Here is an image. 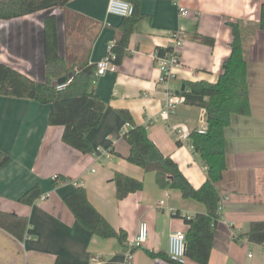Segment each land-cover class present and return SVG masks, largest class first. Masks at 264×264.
I'll return each mask as SVG.
<instances>
[{"label": "crops", "instance_id": "1", "mask_svg": "<svg viewBox=\"0 0 264 264\" xmlns=\"http://www.w3.org/2000/svg\"><path fill=\"white\" fill-rule=\"evenodd\" d=\"M109 1L71 0L64 9L0 20V62L43 82L44 22L55 14L60 55L80 53L82 61L96 65L106 57L122 21L108 13ZM141 1L144 18L130 39L129 55L116 73L96 82L106 109L100 126L88 135L95 154H83L62 141L63 127L48 123L49 105L0 96V154L9 157L0 168V212L27 220L22 240L0 228V264H53L60 253L88 264H172L145 251L168 256L170 233L187 231L183 219L174 214L193 217L204 213L205 206L185 200L179 190L158 186L154 174L127 161L130 146L124 133L129 127L120 113L129 112L190 183L201 187L207 180L206 167L188 137L207 127L205 110L181 104L168 117L162 112L166 94L182 91L185 82L218 81L222 63L231 54L232 33L226 20L251 24L245 34L251 114L235 117L226 133L228 169L218 184L222 201L209 264H264V247L247 238L252 222L264 221V31L255 33L264 0ZM180 8L190 11L189 16L182 17ZM196 32L214 38L215 45L190 40ZM174 35L184 41L178 52L180 67L163 81L156 52L169 47ZM105 152L110 158L99 163L96 153ZM116 172L142 181L143 190L117 200ZM56 175L69 180L55 188ZM37 184L43 196L31 206L20 203ZM78 187L87 190L91 203L116 229L127 232L126 248L115 238L92 234L76 220L63 197ZM142 222L148 225L149 237L132 252Z\"/></svg>", "mask_w": 264, "mask_h": 264}, {"label": "trees", "instance_id": "2", "mask_svg": "<svg viewBox=\"0 0 264 264\" xmlns=\"http://www.w3.org/2000/svg\"><path fill=\"white\" fill-rule=\"evenodd\" d=\"M71 0H0V20L9 21L54 8L64 9ZM134 6L131 17H123L117 28L116 40L112 43L115 63L120 65L129 55V43L137 24L144 18L141 0H127ZM70 16L69 12H65ZM79 18V16H78ZM44 56L45 80L35 81L10 66L0 62V96L33 100L42 105H49L50 126L63 127L62 141L71 148L83 153L94 154L88 140L89 133L98 128L106 109L96 92L94 74L96 65H90L79 57L80 53H59L58 18L55 14L45 19ZM232 33L231 54L221 66L216 83L207 81L185 82V89L177 94L185 98L184 104L205 110L207 131L205 134L193 130L188 137L189 144L201 156L206 167L207 180L196 188L183 174L179 165L164 155L149 138L145 127L137 125L132 115L121 111V116L129 124L124 139L130 146L127 161L140 167L145 174H154L158 186L179 190L185 200H194L205 206L204 213L193 217L176 212L175 217L182 218L187 226L186 256L187 261L196 264H209L217 233L219 210L222 201L218 184L223 181L227 164V136L235 117L250 116L251 87L249 81V62L245 55L246 32L249 23L226 20ZM252 29V28H251ZM264 31V3L260 10V20L255 23V33ZM190 40L214 46L215 39L198 34L189 36ZM172 46L159 48L156 57H167ZM81 59V60H80ZM72 75V82L59 91L53 83ZM176 94V93H175ZM180 145L181 143L178 142ZM9 162V157L0 154V168ZM69 179L56 175L53 186L56 188ZM117 200H123L132 193L142 191L144 183L138 179L116 172L113 177ZM43 196L37 184L28 190L19 200L31 206ZM63 202L72 212L80 225L92 234L102 238H115L126 248L128 234L124 229H116L91 203L87 190L74 188L63 197ZM0 228L13 236L23 239L27 229L26 218L0 212ZM253 244H264V221L252 222L247 234ZM139 247L132 248V252ZM151 258H160L172 262L167 255L145 251ZM53 264H88L67 254L60 253Z\"/></svg>", "mask_w": 264, "mask_h": 264}, {"label": "built area", "instance_id": "3", "mask_svg": "<svg viewBox=\"0 0 264 264\" xmlns=\"http://www.w3.org/2000/svg\"><path fill=\"white\" fill-rule=\"evenodd\" d=\"M107 11L111 15L118 17H131L134 14V6L125 0H110L108 3ZM190 11L185 8H180V15L182 17L189 16ZM184 45L183 39L179 35H174L172 44V52L170 55L164 58L156 57L158 67L163 73V81H166L168 78L173 77L176 69L180 67L178 52L179 49ZM112 44L108 46L107 55L104 59L99 61L96 64V71L94 74V83L97 82L98 78L108 74L116 73L118 71L119 65L115 63L116 56L112 53ZM72 78H68L64 84L57 85L56 88L61 91L64 90L70 83ZM165 109L162 114L165 117H168L170 114L174 113L176 108L184 104L185 98L179 94L173 92H168L165 98ZM127 127H130L127 123ZM199 133L205 134L207 127H202L198 130ZM95 154V153H94ZM97 161L100 163L103 161V158H110V154L105 152L103 154L96 153ZM161 205H164V202H160ZM149 237V228L147 223L142 222L139 225L138 234L134 240L133 247H142L148 240ZM186 231L175 230L172 231L169 235V248H168V257L172 262L176 264H186ZM264 247V244H262ZM252 257V255H249ZM100 264V263H99Z\"/></svg>", "mask_w": 264, "mask_h": 264}, {"label": "water", "instance_id": "4", "mask_svg": "<svg viewBox=\"0 0 264 264\" xmlns=\"http://www.w3.org/2000/svg\"><path fill=\"white\" fill-rule=\"evenodd\" d=\"M72 75L69 76V78H71ZM66 82V79L63 78V79H60L56 82L53 83V86L56 87L57 85H61V84H64ZM185 89V85L182 86V91Z\"/></svg>", "mask_w": 264, "mask_h": 264}, {"label": "rangeland", "instance_id": "5", "mask_svg": "<svg viewBox=\"0 0 264 264\" xmlns=\"http://www.w3.org/2000/svg\"><path fill=\"white\" fill-rule=\"evenodd\" d=\"M208 126V125H207ZM199 129H201V128H198L197 130H199Z\"/></svg>", "mask_w": 264, "mask_h": 264}]
</instances>
